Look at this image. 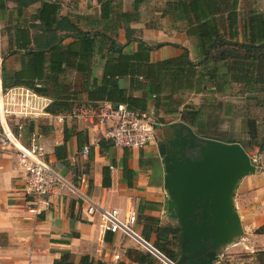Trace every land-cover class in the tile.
Listing matches in <instances>:
<instances>
[{
  "label": "crops",
  "instance_id": "crops-1",
  "mask_svg": "<svg viewBox=\"0 0 264 264\" xmlns=\"http://www.w3.org/2000/svg\"><path fill=\"white\" fill-rule=\"evenodd\" d=\"M25 1L1 0L0 86L3 81L10 87L40 85L42 95L65 108L25 122L22 136L26 141L31 132L39 134V142L67 185H56L46 205L34 202L24 195L25 182L13 159L0 150V264H55L64 253L72 264H79L84 256L105 264H160L130 238L104 231L100 217L87 215L86 202L71 187L85 176L88 188L81 193L92 203L121 214L136 211L141 235L144 228L155 227L145 221L148 217L158 226H178L164 211L168 196L158 143L170 137L172 124L184 123L199 131V137L241 145L238 140L209 135L217 130L215 117L245 126L238 133H246L247 118L254 119L263 138L264 85L255 84L257 60L198 65L202 60L198 39L205 34L197 35L191 12L192 23L176 9H166V3L185 7L192 3L201 6L203 14L208 6V17L221 39L259 45L264 38L259 39L254 21L264 25V0H39L21 5ZM42 3L56 5L57 12L55 18L43 14L41 26L37 16ZM156 45L161 46L152 51L144 48ZM184 51L197 65L191 86L183 69L177 82L166 69L157 77L143 76L145 61L178 60ZM115 87L144 106V113L159 125L156 139L144 149L118 150L108 143L110 148L100 150L93 140L98 104ZM190 110L201 114L193 126L182 119ZM57 116L62 118L60 124ZM78 142L89 145L87 157L81 156ZM104 167L110 171L108 188L102 186ZM263 168L243 178L236 189L233 202L242 230L254 231L264 222ZM154 240L151 230L149 241ZM226 254L222 248L220 264ZM145 255L150 260L141 262Z\"/></svg>",
  "mask_w": 264,
  "mask_h": 264
},
{
  "label": "water",
  "instance_id": "water-1",
  "mask_svg": "<svg viewBox=\"0 0 264 264\" xmlns=\"http://www.w3.org/2000/svg\"><path fill=\"white\" fill-rule=\"evenodd\" d=\"M170 129L157 151L168 196L164 211L180 231L177 264H220V250L241 239L236 189L256 168L237 143L199 137L184 123Z\"/></svg>",
  "mask_w": 264,
  "mask_h": 264
},
{
  "label": "built area",
  "instance_id": "built-area-1",
  "mask_svg": "<svg viewBox=\"0 0 264 264\" xmlns=\"http://www.w3.org/2000/svg\"><path fill=\"white\" fill-rule=\"evenodd\" d=\"M40 88V85H35L33 88L17 86L6 89L0 86V150L8 153L13 159L20 177L25 182V197L46 205V197L51 190L56 185L65 186L67 183L54 169L48 158V152L39 142L40 136L37 132H31L27 140H23L22 131L25 122L50 116L47 108L51 101L40 93ZM96 112L93 140L97 145L100 140H104L114 149L141 150L156 138V127L159 125L150 120L145 113L132 110L126 104L112 105L103 101L98 104ZM56 121L60 124L62 118L57 116ZM89 149V145L85 144L81 149V156L87 157ZM249 158L258 170L260 156L254 155ZM87 188L88 181L85 176H81L78 185L71 187V192L86 202L87 215L97 214L100 217L104 231L119 233L130 238L160 264H177V261L167 257L137 231L136 211L130 210L121 214L118 209L100 207L81 193ZM30 211L36 212V210Z\"/></svg>",
  "mask_w": 264,
  "mask_h": 264
},
{
  "label": "trees",
  "instance_id": "trees-1",
  "mask_svg": "<svg viewBox=\"0 0 264 264\" xmlns=\"http://www.w3.org/2000/svg\"><path fill=\"white\" fill-rule=\"evenodd\" d=\"M39 1V0H27L25 2H22L21 5L27 6L29 3ZM29 2V3H28ZM137 3V0H136ZM208 7V6H207ZM203 14L201 10V6H197L195 4H190L189 7H185V5L180 4L179 2H167L166 3V9H176L177 11L181 12V15L186 18L190 23L192 21L189 18L190 12L194 16V21L197 23V25L194 27L196 29L197 35L205 34V37L198 39L200 48L202 50V60L198 63V65H206V63H215L219 64L223 61H226L228 59H240V58H246L250 60H257L258 66L255 70V84H263L264 85V41L259 44L255 45L253 43H250L248 45L246 44H238L236 42H230L225 41L224 39H221L216 33L215 30V22L213 19H209L208 14L210 13V9H207ZM2 10V3L0 0V14ZM57 12L56 5L53 4H46L42 3L40 11L38 13L37 18L40 20V25L42 26L44 22L43 14L51 15L53 18H55ZM171 12V10H170ZM209 12V13H208ZM206 15V16H205ZM252 20V19H251ZM256 22L255 26L260 31L259 33V39L264 38V25L260 22ZM253 22H250V27H252ZM45 24V23H44ZM47 24V23H46ZM253 26V27H255ZM83 36H87L86 34ZM213 36V37H209ZM253 39V38H252ZM129 40L126 42L128 43ZM144 46L143 44H139V46ZM111 46H115L111 42ZM161 45H156L154 47H144L145 50L152 51ZM120 51V49H119ZM136 56H132V60H135ZM126 61L130 60L129 57L125 58ZM174 66H180L179 68H174ZM196 64L192 63L187 58V53L184 51L183 56L178 60H166L160 63L150 64L147 61H145V71H143V76L145 75H153V77H157L158 73L163 70H170L173 74H170L172 77V80H175L176 82L179 81L180 75L179 72L183 69L185 71V78L187 85L191 86V80L194 75V69L196 68ZM126 67H124V72H128L125 70ZM174 71H177V74H174ZM2 73V68H1ZM155 79V78H154ZM153 86V85H152ZM12 87V86H11ZM8 86L5 81L2 83V88H11ZM28 88H33L28 87ZM40 90V89H39ZM109 102L112 105L117 104H126L130 109L139 111L141 113L145 112L144 106H141L137 103H135V100L130 99L129 97H125V94L117 89L115 87V90H112L107 97V99H103L100 102ZM62 108V105H55L54 102H52L49 107L47 108V111L52 114H56L60 112ZM182 119L191 121L190 123L195 125V122L199 119H201V114L199 111H186L182 115ZM196 134H200L199 131L196 132ZM247 143L241 144L243 149L248 152V148L254 147L257 148L259 152L264 151V137H259V127L257 122L254 119H246V133H245ZM109 142H106L104 140H100L98 142V146L100 147V150H103L104 148H110ZM85 145V144H84ZM83 145V146H84ZM81 143L78 142V149H82ZM110 185V171L108 167L102 168V186L104 188H108ZM146 222H148L149 225H155V227H152L150 230L144 228V231L142 233V236L146 240H150V234L151 230L155 233V240L153 241L154 246L163 252L167 257L170 259L177 261L178 260V241H179V227L178 226H158L156 223V220L153 218H146ZM256 234H263L264 235V226L259 227L255 230ZM175 248V249H173ZM150 260L149 255L142 256L141 262H147ZM55 264H72L70 260V255L68 253L62 254L61 258L55 262ZM79 264H105L101 261H95L91 259L88 256L81 257Z\"/></svg>",
  "mask_w": 264,
  "mask_h": 264
},
{
  "label": "rangeland",
  "instance_id": "rangeland-1",
  "mask_svg": "<svg viewBox=\"0 0 264 264\" xmlns=\"http://www.w3.org/2000/svg\"><path fill=\"white\" fill-rule=\"evenodd\" d=\"M149 118L152 120L153 116H150ZM158 122H160V120ZM213 123L216 124L215 126H217V130L216 132L209 133L210 136H216L222 139L225 138L227 140H238L241 144L247 143L245 133H238L239 130H244L245 126L236 124V121L224 123L219 117H215ZM226 131L227 135L224 136V132L226 133ZM260 131L262 133L263 130L259 129V135ZM247 154L249 156H260L261 159L259 165L260 167L264 165V151L259 152L257 148L250 147L248 148ZM262 218H264V216ZM262 218H259L258 220L256 219V223H259ZM262 226H264V222ZM240 236L241 239H235L230 244L224 246V251H228V254L224 257V264H264V235L256 234L255 230H242Z\"/></svg>",
  "mask_w": 264,
  "mask_h": 264
},
{
  "label": "flooded vegetation",
  "instance_id": "flooded-vegetation-1",
  "mask_svg": "<svg viewBox=\"0 0 264 264\" xmlns=\"http://www.w3.org/2000/svg\"><path fill=\"white\" fill-rule=\"evenodd\" d=\"M164 140H166V139H164Z\"/></svg>",
  "mask_w": 264,
  "mask_h": 264
}]
</instances>
